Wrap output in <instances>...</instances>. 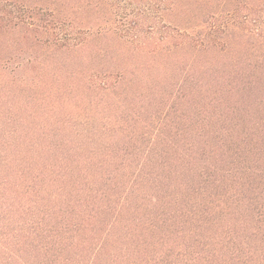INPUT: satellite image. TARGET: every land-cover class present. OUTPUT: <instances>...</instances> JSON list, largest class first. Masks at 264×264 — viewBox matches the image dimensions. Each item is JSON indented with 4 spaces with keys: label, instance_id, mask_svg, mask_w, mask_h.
I'll use <instances>...</instances> for the list:
<instances>
[{
    "label": "trees",
    "instance_id": "1",
    "mask_svg": "<svg viewBox=\"0 0 264 264\" xmlns=\"http://www.w3.org/2000/svg\"><path fill=\"white\" fill-rule=\"evenodd\" d=\"M263 13L0 0V264H264Z\"/></svg>",
    "mask_w": 264,
    "mask_h": 264
},
{
    "label": "rangeland",
    "instance_id": "2",
    "mask_svg": "<svg viewBox=\"0 0 264 264\" xmlns=\"http://www.w3.org/2000/svg\"><path fill=\"white\" fill-rule=\"evenodd\" d=\"M122 5H123V2L121 3V6ZM134 6H136V5H133L132 7H126V9L125 10H121V12L123 11L125 13H129L130 15H133V12L132 11L134 9ZM263 14H262V17L261 16H258V18H260V19L263 20L264 19ZM152 21H154V20L151 19V20L147 21V24L145 26H143L144 30L148 29L149 28L148 26H151V25H154V24L156 25L157 30L154 31V34H149V33H147V32L144 31L145 34L141 36L142 40H146V39L149 40L152 37H158L163 32L162 31V24L161 23L160 24L153 23Z\"/></svg>",
    "mask_w": 264,
    "mask_h": 264
}]
</instances>
